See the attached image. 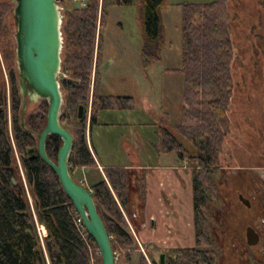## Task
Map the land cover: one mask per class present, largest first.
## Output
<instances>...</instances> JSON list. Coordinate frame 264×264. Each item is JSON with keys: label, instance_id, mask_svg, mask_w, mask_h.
Returning a JSON list of instances; mask_svg holds the SVG:
<instances>
[{"label": "trees", "instance_id": "16d2710c", "mask_svg": "<svg viewBox=\"0 0 264 264\" xmlns=\"http://www.w3.org/2000/svg\"><path fill=\"white\" fill-rule=\"evenodd\" d=\"M113 2L123 6L132 4V0ZM164 4L165 0H143L141 54L147 67L162 60L161 52L166 44ZM89 5L86 9L69 10L63 24L65 51L78 58L73 66L74 75L81 80L65 86L66 106L61 116V123L74 138L69 159L71 175L77 168H97L93 128L101 113L137 108L131 97L102 94L99 74L92 96L89 71L99 3ZM11 10L10 4H0V25ZM231 30L229 0L185 1L180 70L185 76V88L181 120L172 126L163 125L157 133L158 141L148 142L156 154L176 153L181 164L193 165L196 246L155 245L154 248L150 243L144 253L138 238L148 225L149 169L139 165L133 168L104 165L105 178L92 182L88 188L109 233L116 264H160V254H165V264H226L227 259L235 256V234L225 228L222 211L231 196L226 178L229 166L224 165L226 144L234 128L230 113L235 92L236 52ZM64 68L71 69L70 64ZM12 91L15 99L12 135L7 122L0 124V264H47L21 167L38 221L47 229L44 243L51 264H103L97 244L86 229L78 226L75 207L58 177L38 155L32 158L27 153L28 148L38 147V141L20 126L21 100L16 83ZM81 104L85 111L79 118ZM41 107V113L26 120L27 128L33 133L40 134L47 124L48 102L42 100ZM61 146L59 137H48L46 150L55 162ZM244 256L247 264H264V253L255 248L249 247Z\"/></svg>", "mask_w": 264, "mask_h": 264}, {"label": "rangeland", "instance_id": "374dc122", "mask_svg": "<svg viewBox=\"0 0 264 264\" xmlns=\"http://www.w3.org/2000/svg\"><path fill=\"white\" fill-rule=\"evenodd\" d=\"M73 1L66 0L60 7L73 6ZM185 1L165 0L162 11L166 28V44L162 48V60L147 67L141 54L144 43L143 0H132L129 6L116 5L112 1L107 3L105 0L104 7L108 9V20H106L107 16L103 19L104 24L107 21L104 35L106 63L102 69L98 70L101 76L99 88L104 95L133 98L137 108L108 110L101 113L98 124L93 128V142L96 156L102 164L110 165V167L112 165L124 167L130 164L133 152L126 153L124 147L126 143L135 146L133 149L136 151L139 149V156L142 158V163L146 164L145 166H156L158 159H154L153 155L149 154L153 150L148 142L158 140L156 132L158 133L163 125L172 126L180 122L185 88V76L180 71ZM3 3L10 4L12 8L11 13L0 25V92L3 91L8 95L10 75L13 73L16 75L19 72L16 60L17 28L14 19L16 4L13 0H0V4ZM229 5L232 17V39L236 52L233 62L235 92L230 113L234 128L224 152V165L229 166L226 178L231 187L230 203L222 211L225 214V228L234 233L236 238V243L233 245L236 249L235 256L227 259L226 264H247L244 252L249 251L246 240L248 227H253L261 235V243L255 250L264 253V0H229ZM104 67L106 69H103ZM61 78L68 79L70 76L61 71L60 82ZM92 87L91 82V89ZM61 91L62 116L66 104L65 91L62 89ZM41 106L42 100L31 101L27 105L24 115L26 128L27 118L41 113ZM21 110L19 123L22 127ZM7 112L8 126L12 135L13 112L12 122L9 107ZM87 133L90 146L89 128ZM170 155L173 153H170L168 157H171ZM17 160L20 161L19 156ZM171 162L174 163V161ZM191 166L193 167L191 164L188 165L186 170L188 172L183 179L176 170L173 172L170 169L164 170L173 174L182 195L178 206L177 198L172 200L177 216L175 217L180 224L174 225L172 221L162 219L164 221H160L163 223L161 231L165 233L166 226L171 224L174 225L173 230H177L178 235L173 236L167 244H163L164 234L160 236L161 233L157 229L146 231L139 236L144 248L150 243L154 245V248H156L155 245L171 248V244L174 248L196 246L191 178L193 168ZM87 169L77 168L72 177L79 183L84 181L86 187H90L92 182H97L101 177L105 178L101 170L93 167ZM153 170L149 169L148 173H152ZM159 171L157 170L156 173L159 174ZM21 173L35 218L34 199L22 167ZM240 196L250 202V208L240 201ZM159 210L158 202L157 211L152 217H159ZM150 213L148 212V219H150ZM35 226L38 227L37 223ZM180 233L181 236H179ZM159 239H162V242H159Z\"/></svg>", "mask_w": 264, "mask_h": 264}, {"label": "water", "instance_id": "95a60500", "mask_svg": "<svg viewBox=\"0 0 264 264\" xmlns=\"http://www.w3.org/2000/svg\"><path fill=\"white\" fill-rule=\"evenodd\" d=\"M13 1L16 4L14 9L17 28L16 60L19 69L20 91L23 95L21 125L26 132L34 134L38 139V147L28 148L27 153L31 154L32 158L38 155L58 177L76 212L82 218L88 234L97 244L103 264H116L117 259L109 233L98 213L90 190L78 183L69 171L74 138L70 131L61 124L63 95L59 74L62 65L63 36L60 0ZM27 95L30 96L32 102L46 100L49 103L47 124L40 134L33 133L25 126ZM78 114L79 118L83 117L84 106L79 107ZM49 136H57L62 140L56 162L49 157L46 150ZM240 200L247 207L251 206L243 196H240ZM246 240L249 247L256 248L262 239L256 229L248 227ZM165 260V254H161L160 264H165Z\"/></svg>", "mask_w": 264, "mask_h": 264}, {"label": "flooded vegetation", "instance_id": "af4514ba", "mask_svg": "<svg viewBox=\"0 0 264 264\" xmlns=\"http://www.w3.org/2000/svg\"><path fill=\"white\" fill-rule=\"evenodd\" d=\"M65 1L66 0H63L62 4ZM106 1H107V3H108V1L113 2V0H106ZM91 2H98L99 3V9H98L97 17H96V23L94 24L95 25V34H94V39H93L94 52H93L92 61H91L92 67H91V70L89 71L90 76H91V82L93 83V87H92V89H93L92 90V96H93V92H94V88H95L94 87L95 79H96L97 74H99L98 70L102 69V67L106 63V58L104 56V35L106 32V28H107V21H105V24H104L103 19H104V16L105 17L107 16L106 20H108V9L104 7L105 0H74L72 2L73 6L67 7L68 5H66V7H64V8L62 7L63 14H62V10H61V14H62V36H63L62 55L63 56L61 55V59H62L61 71L66 72L70 76V78H68V79L61 78L60 84H61V89L64 90V88H65V86H67V84L69 85L71 82H74V81H79V82L81 81L80 79L77 80L75 78V75H74V67L73 66L78 62V58L73 53H69V55H68V53L65 51L66 48H65V37H64V33H63V24H64V20L67 19L66 14L69 10L70 11H75V10L77 11L78 8H82V9L89 8V6H90L89 4ZM76 37H78V35H76ZM63 51H64V54H63ZM64 55H66L65 58H64ZM67 63L70 64L71 69L64 68V65ZM103 69H106V68L104 67ZM61 71H60V73H61ZM92 75H93V81H92ZM15 83L17 84L18 95H19L20 100H21L20 110L23 106V95L21 94V91H20L19 72L16 75L13 73L10 75L9 86H8V88H9L8 89V91H9L8 95H6L5 92H3V91L0 92V124H2L4 122L8 123V114H7L8 113L7 112L8 107H9V116L11 117V122H12V112L14 111V104H15V102H14L15 99L13 96L12 87ZM90 85H91V83H90ZM26 98H27L28 104H29L31 102L30 96L27 95ZM82 106H84V105H82ZM89 106H90L89 110L91 111L92 100L90 101ZM84 111H85V106H84ZM13 116H14V114H13ZM250 207H247V208H250ZM151 222L153 224V229L157 228V222L154 220H152Z\"/></svg>", "mask_w": 264, "mask_h": 264}, {"label": "crops", "instance_id": "0c3cea01", "mask_svg": "<svg viewBox=\"0 0 264 264\" xmlns=\"http://www.w3.org/2000/svg\"><path fill=\"white\" fill-rule=\"evenodd\" d=\"M156 136H157V132H156ZM124 147H125L126 153L128 152V154H129V151L133 152V153H131L132 154V156H131L132 161L130 162V164H127L124 167L133 168L134 165H139L138 167H141V168L154 169L152 173H148V188H149V190H148L147 202H146V211H147L146 217L148 216V212L149 213L151 212V213H150V219L147 218V224L148 225L143 230V232H141V234H142L146 231H152V229H153L151 217L157 211L158 197L162 194L161 178L164 177L163 176L164 173H165V177H169L172 181L173 187L175 189V193L177 195V197H176L177 198V200H176L177 206L180 204L179 201L181 200V195H182L181 190L180 191L178 190L176 181H175L174 176L171 172H173V170H176L178 172V174L180 175L181 179H183V176H186V172H188V171H186L187 170V166H186L187 164L186 163L181 164L178 161V157H177L176 153H173V155H170L171 157H168L170 153L158 155L154 151H152V153H149V154H152L154 159H158V160L156 161L157 162V164H155L156 166H149L148 167V166H145L146 164L142 163V158L139 156V153H138L139 149H137V151H136L135 149H133V147L135 148V146H130L129 144H126V143L124 144ZM94 156H95V159L97 162V169L101 170L100 172L103 174V176H105L104 164H102V162H100L99 157H97L96 154H94ZM171 161H174V163H172ZM159 162H161L162 164H160ZM106 166H110V165H106ZM112 166L113 167H119V166H114V165H112ZM168 169H170L171 172L164 171V170H168ZM157 170H160L159 174L156 173ZM153 173H154L155 177H154ZM189 173H191V172H189ZM191 178H192V176H191ZM184 182L186 185V181H184ZM177 211H178V208H177ZM179 224H180V221L179 222L177 221L176 225H179ZM161 228H163V223L159 221V222H157V228H155V229H157V231L159 233H161L160 236H162L164 234L161 231ZM179 236H181V233ZM43 248H44V252L46 254V260L48 263L49 256H48L44 241H43ZM160 248H162V247H160Z\"/></svg>", "mask_w": 264, "mask_h": 264}, {"label": "built area", "instance_id": "2783aa9c", "mask_svg": "<svg viewBox=\"0 0 264 264\" xmlns=\"http://www.w3.org/2000/svg\"><path fill=\"white\" fill-rule=\"evenodd\" d=\"M63 0L59 1V5L61 6ZM60 9H62L60 7ZM164 177L161 178V189H162V194L159 196L158 202L160 205V210H159V217H152L151 220H154L156 222L159 221H164V220H168V221H172L173 224L175 225L177 220H176V212L174 210V203H173V199L177 197L176 193H175V189L173 187L172 181L169 177H165V173L163 175ZM81 184H84V181L80 182ZM78 215V214H77ZM176 216V217H175ZM164 219V220H162ZM35 221L37 223V228H38V235L41 239V241L43 242L44 239L47 237V230L45 228L44 225L40 224L37 216L35 215ZM77 224L80 228L82 229H86L85 225L83 223L82 218L78 215L77 218ZM171 224L166 226V232L164 233V237L165 240L163 241V244H167L168 241H170L172 239L173 236H177L178 232L177 230L174 231L173 227ZM155 230V229H154ZM159 242H162V239H159ZM140 243V242H139ZM142 247L143 252L144 247L142 244H140ZM174 247L173 244H171V248Z\"/></svg>", "mask_w": 264, "mask_h": 264}]
</instances>
